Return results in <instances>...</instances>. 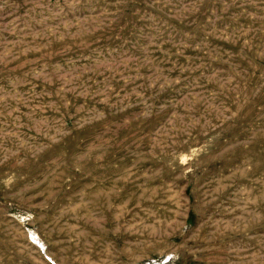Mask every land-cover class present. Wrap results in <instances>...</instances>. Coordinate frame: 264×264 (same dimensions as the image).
<instances>
[{"label": "rangeland", "instance_id": "374dc122", "mask_svg": "<svg viewBox=\"0 0 264 264\" xmlns=\"http://www.w3.org/2000/svg\"><path fill=\"white\" fill-rule=\"evenodd\" d=\"M0 264H264V0H0Z\"/></svg>", "mask_w": 264, "mask_h": 264}]
</instances>
